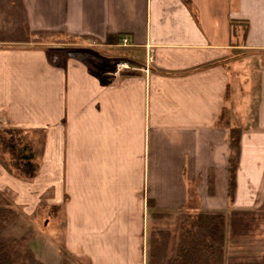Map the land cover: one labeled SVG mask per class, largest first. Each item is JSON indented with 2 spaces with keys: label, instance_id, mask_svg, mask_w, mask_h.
Wrapping results in <instances>:
<instances>
[{
  "label": "crops",
  "instance_id": "0c3cea01",
  "mask_svg": "<svg viewBox=\"0 0 264 264\" xmlns=\"http://www.w3.org/2000/svg\"><path fill=\"white\" fill-rule=\"evenodd\" d=\"M69 38L122 48L135 74L92 72ZM238 50L264 55V0H0V128L45 131L37 176L3 187L43 186L84 264H146L153 211L264 221V64L238 82ZM223 108L241 128L232 199Z\"/></svg>",
  "mask_w": 264,
  "mask_h": 264
},
{
  "label": "trees",
  "instance_id": "16d2710c",
  "mask_svg": "<svg viewBox=\"0 0 264 264\" xmlns=\"http://www.w3.org/2000/svg\"><path fill=\"white\" fill-rule=\"evenodd\" d=\"M189 6V4H187ZM241 27H239V26ZM232 35L238 41L246 32V23L231 21ZM68 44H81L80 40L69 38ZM70 55L85 64L92 72L114 66L93 48L71 50ZM115 68V67H114ZM134 75L129 68L120 72ZM232 112L223 108L216 126L227 130L228 182L227 194L232 199L235 191V171L240 152L241 128L233 126ZM31 136V137H30ZM45 131L43 129H5L0 131V165L16 179L30 181L39 172V158L43 156ZM151 206V202L149 203ZM17 215L0 193V264H43L27 244L25 236L10 235L8 229ZM178 234L175 256L166 262L168 233L151 234L148 245L149 264H223L225 245V220L221 214L199 213L193 220H184Z\"/></svg>",
  "mask_w": 264,
  "mask_h": 264
},
{
  "label": "rangeland",
  "instance_id": "374dc122",
  "mask_svg": "<svg viewBox=\"0 0 264 264\" xmlns=\"http://www.w3.org/2000/svg\"><path fill=\"white\" fill-rule=\"evenodd\" d=\"M93 48L86 42L81 44L68 45L66 47L68 51L71 50H81L83 48ZM106 59H111L113 62L119 61L122 63L123 55L122 48H96ZM93 48V49H94ZM238 55L241 56V61L229 62L235 67L236 70H245L243 73L239 74L238 82L242 83L243 80L249 79V75L252 73V69L258 66V63L264 64V55L257 53H249L247 51L238 50L236 51ZM244 53V54H243ZM258 56H262L261 62L258 60ZM124 61V60H123ZM116 67L112 65V68ZM106 68V67H105ZM108 69H112L107 67ZM238 68V69H237ZM115 69V68H114ZM112 69V70H114ZM231 69V68H230ZM232 70V69H231ZM234 82L233 80L231 81ZM236 99H231L232 104L236 103ZM230 110V109H229ZM231 111V110H230ZM14 127L6 126L1 127V130L13 129ZM31 137V136H30ZM43 156L39 158L38 164L39 169L42 163ZM0 193L6 201L9 202L11 208L17 215V219L8 229L10 235L17 237L25 236L27 239V244L34 252L35 256L43 264H84L80 260L73 258L70 254L64 252L61 248L62 233H63V217H62V207L58 205H50L49 201H46V196L44 193L45 188L43 186L38 187L37 190L30 189H17L11 187H3L4 179L3 174L6 176L24 184L31 183L32 180L26 181L22 179H16L0 165ZM24 186H27L24 185ZM29 188V187H28ZM152 219L147 230V247H146V264H149V252L148 245L151 234L157 232L168 233V248L166 253V262L170 261L175 256L178 234L181 229V225L184 222L183 218L187 215H182L178 220H169L166 218L168 214L154 212L150 214ZM223 216V215H222ZM224 217V216H223ZM195 218V217H194ZM188 220V219H187ZM193 220V219H192ZM225 220V219H224ZM153 221V222H152ZM189 221V220H188ZM240 223V222H239ZM241 227H238V221L233 218L226 222L225 220V245H224V260L223 264H264L262 255L258 253L259 258L255 261L253 260V252L244 251L242 252L243 246L246 248L258 246H264V221H243ZM260 226V227H259ZM260 228V237L253 236V230ZM245 233V236H244ZM241 248V251L238 249ZM250 256V257H242Z\"/></svg>",
  "mask_w": 264,
  "mask_h": 264
},
{
  "label": "built area",
  "instance_id": "2783aa9c",
  "mask_svg": "<svg viewBox=\"0 0 264 264\" xmlns=\"http://www.w3.org/2000/svg\"><path fill=\"white\" fill-rule=\"evenodd\" d=\"M127 44H128V41H127V39L124 38L122 40V45L126 46ZM115 66L116 67H115L114 72H113L114 76H118L120 74V72H122L123 70L128 69V66L125 63H118Z\"/></svg>",
  "mask_w": 264,
  "mask_h": 264
}]
</instances>
